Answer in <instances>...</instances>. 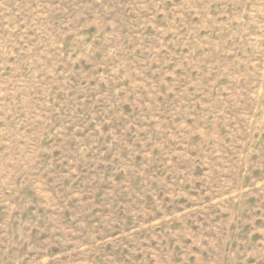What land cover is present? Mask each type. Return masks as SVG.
<instances>
[{"label": "rangeland", "instance_id": "rangeland-1", "mask_svg": "<svg viewBox=\"0 0 264 264\" xmlns=\"http://www.w3.org/2000/svg\"><path fill=\"white\" fill-rule=\"evenodd\" d=\"M0 264H264V0H0Z\"/></svg>", "mask_w": 264, "mask_h": 264}]
</instances>
